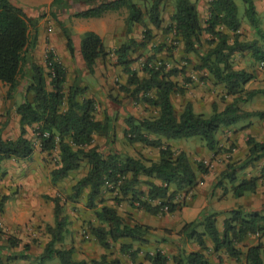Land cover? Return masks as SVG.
<instances>
[{"label": "trees", "instance_id": "obj_1", "mask_svg": "<svg viewBox=\"0 0 264 264\" xmlns=\"http://www.w3.org/2000/svg\"><path fill=\"white\" fill-rule=\"evenodd\" d=\"M60 0H53V4ZM79 1V0H78ZM93 7L75 13L77 17H101L108 11L126 8V41L114 52L118 65L123 67L128 76L125 84L120 86L128 92L137 103L153 107L156 113L152 116L137 117L128 115L125 138L129 144L140 143L159 149L157 161L141 157H133L116 150L108 156L100 146L94 145V136L98 133L108 134L107 123L96 118V101L82 98L85 88L74 82L68 89L66 82L68 71L59 61L54 51L47 52V69L32 62L30 78L26 84L24 102L16 107L20 115V136L13 139L3 137V126H0V170L1 163L6 159L26 160L32 157L35 148L32 140L26 136L27 126L39 125L36 130L40 147L43 152L59 149L60 159L51 171L54 184L67 178L72 171L81 168L85 161L88 171L72 186L70 200L79 199L87 191V207L95 210L97 225L90 223L89 228L96 240L109 249L112 243L123 238L146 243L145 235L150 227L144 224H130L118 212L117 208L106 204L102 197L103 188L107 184L114 185L111 191L116 192L115 201L129 200L132 207L159 215L173 213L178 207L174 202L176 194L191 190L198 184V175L206 174L209 168L199 163L194 166L184 150L174 149L164 139L200 137L211 152L218 148L217 134L223 126H231L241 120L253 117L264 120V110L247 111L241 103L248 102L264 89H249L247 84L256 75L246 69H238L234 64L237 53L249 52L255 61L264 59V30L256 11L254 0H242L245 6V17L256 30L259 38L246 40L242 38L240 29L242 19L235 0H210L208 18L202 24L197 5L191 0H175V6L164 25L162 15L167 0H152L145 9L134 0H86ZM35 21L25 9L12 0H0V81L8 86L7 98H12L18 91L21 78L25 77V66L29 63V54L33 49L35 39H32L31 29H35ZM37 24V23H36ZM144 27L140 41L131 37L133 26ZM149 24L153 28L149 27ZM64 29V28H63ZM154 29H162L168 36H173V42L183 44L185 54H195L199 57L197 70H207L216 84L223 85L226 95L232 97L224 109L219 110L213 105L210 116L195 112L188 102L180 114L176 113L172 102L174 93H183L184 89L176 81V76L184 74L183 70L174 68L167 70L164 65H158L156 55L165 49L167 43L153 47L155 54L147 57L143 70L146 75L140 76L132 69L136 60L133 54L141 51L143 55L154 38ZM69 52L74 56L73 42L64 29ZM202 46H208L201 51ZM82 56L91 73L94 72L97 60L105 58L107 51L102 38L95 32L83 34L81 42ZM203 52L202 54L200 53ZM155 61V62H154ZM153 62V63H151ZM191 79H187L190 82ZM215 83V82H214ZM31 95V97H29ZM117 102V99H113ZM157 135V137H153ZM249 153L243 161L230 162L214 186L222 185V180L232 184L234 195L243 196L246 192L255 191L259 181L264 178V166L259 176L240 179L239 173L264 158V141L248 139ZM145 177V179L143 178ZM155 180H159L157 183ZM145 184L147 191L141 189ZM7 197L0 201V212L3 211ZM56 225H47L51 239L46 244L43 253L37 258L38 264L59 259L62 264H87L85 260L73 258L74 247H58L63 243L65 234L69 232L67 215L63 214L62 204L58 197L52 198ZM216 212L203 214L197 220L186 223L181 233L194 238L198 245L207 250L204 236H208L214 244V250L226 249L237 260L241 251L236 247L247 234L264 233V206L260 211L244 213L241 209L231 210V218L225 222L223 233L216 226ZM203 227L204 232L198 228ZM2 230L0 229V234ZM11 247L18 246L15 237H9ZM26 253L9 257L12 259H30L27 251L29 244L24 245ZM132 244H124L122 250L136 260L138 250H132ZM264 244L251 246L246 252L248 264H264L262 250ZM146 259L151 264H167V256L158 250L154 255L147 254ZM176 264H214L202 251L187 253L181 250L175 257ZM93 264H122L115 259L111 263L102 255ZM143 264V263H140Z\"/></svg>", "mask_w": 264, "mask_h": 264}, {"label": "crops", "instance_id": "obj_2", "mask_svg": "<svg viewBox=\"0 0 264 264\" xmlns=\"http://www.w3.org/2000/svg\"><path fill=\"white\" fill-rule=\"evenodd\" d=\"M16 4H20L17 2V0H12ZM135 1V0H134ZM174 0H172L173 2ZM209 1L210 0H200L199 4L197 5V9L199 12V17L203 25H205V22L208 18V7H209ZM256 5V11L259 15V18L261 20V17L264 16V0H254ZM238 5V4H237ZM239 8V6H238ZM124 8H121L120 10H115L116 12L123 11ZM127 13L123 16L127 18L128 16V10L126 9ZM110 12V11H109ZM29 16V15H28ZM107 12L101 16V17H90L87 19H84L82 21H79L78 19L75 20L74 24L72 23V26L75 29L76 37L75 43L79 44L80 37L82 34L92 31L98 34L104 43V46L107 51V56L105 58H99L97 60L95 70L93 73H91L85 63V60L82 56V50L78 47L76 48L74 56L70 54V52L67 50V48L62 49L61 52H59L56 42L59 39V35L57 33L50 34V45L52 47V51L55 52L57 55L59 61L65 66V68L68 71V77L66 82V88L68 89L74 82L79 83L80 86L85 88L84 95L82 98L87 99H94L96 101V118L100 121H102L104 124L107 123L108 128H112L111 130L116 132V136L118 137V140H116L115 143H124L126 142L125 138V129L127 128L126 124V118L128 115H134L137 117H147L149 108L151 106H148L144 103H137L135 102L131 97L129 98L128 95H123L121 92V89L115 88L114 85H112V82L114 79H117L120 77V81L122 84H125L127 81V75L123 71V67L118 65L117 55L115 54V50L125 42L124 34L126 32V27L122 26V29L119 32L115 31L114 29V20L111 18H106ZM240 16V15H239ZM113 18V17H112ZM242 19V18H241ZM168 24V21L164 22L163 26H166ZM149 27L153 28L151 24H149ZM33 29H31L32 31ZM34 29L35 34L38 36L36 46L34 49L31 50L29 57L31 59V63L35 62L39 64L40 66L47 69L46 65V54H44V47H45V35L44 31H41V29L38 31ZM143 31L144 27L140 24H135L133 26V31L131 33V37L136 39L137 41H140L143 37ZM249 32V34H247ZM240 33L242 34L243 39H252L256 37V30L250 25V23L246 20V18L242 19V27L240 29ZM162 37L164 38V42L166 43L168 40V35L163 32L162 29H154V36ZM251 34V35H250ZM246 36H248L246 38ZM155 38V37H154ZM257 38V37H256ZM154 40V41H153ZM152 42L148 45L147 49L142 51L143 55L142 58H140V63L142 66L147 61V57L155 54L153 47L157 45L155 42L156 40L153 39ZM163 40V39H161ZM64 42V41H63ZM208 48V46H202L201 51H205ZM183 44H180V47L177 49L178 54L180 56L190 58L195 64H199L200 59L195 54H185L183 52ZM166 48L163 50L165 52ZM200 53L202 54L203 52ZM180 52V53H179ZM160 53H158L156 56H158ZM238 54H249V52L244 53H237L235 55V59L238 57ZM144 57V58H143ZM134 59H136V56H134ZM142 59V61H141ZM139 63V64H140ZM132 69L136 70L140 76H145L146 73L142 68H138L135 66V61L132 64ZM194 70V69H192ZM29 73V72H28ZM186 75H190L188 72ZM199 75H204L208 77V81L215 82L214 84L217 86H220L223 90L224 87L221 84H216V81H214L213 77L209 74L207 70H199L197 72H193L190 76H192V79L190 81H193L194 86L190 83H185L181 77L176 78V81L179 83V85L184 88V94L180 96L184 99V106L179 109L178 106H176L174 102V93L172 95V102L175 106V110L177 114H180L185 105L190 102L193 105V108L195 112L197 113H203L198 108L201 103H203L202 97H204L205 103L207 100L210 102V106L213 107L214 100H216L217 93L214 92V89L210 91V89H206V93L198 92L197 89H200L202 86L205 85L200 84V77ZM194 76V77H193ZM255 80V79H254ZM253 81V80H252ZM251 81V82H252ZM251 82L247 84V87L253 88V85H251ZM108 84V87H107ZM211 84V83H210ZM107 88L113 89L111 93L108 91ZM194 88V89H193ZM207 88V86H206ZM7 90L8 86L0 81V126H3V137L5 139H17L20 136V115L16 111L17 107V98L19 96L21 97V102H24L25 95H26V88L25 86L19 87L18 91L16 92L15 96L12 98H7ZM226 92V91H225ZM263 94H260L256 96L255 98L251 99L247 103L248 105L251 103H254L255 101L259 100L258 98H261ZM228 98H232L226 95ZM31 97V95H29ZM117 99V102L113 99ZM128 99V101H127ZM232 100V99H231ZM230 100V101H231ZM229 101V102H230ZM126 102H128L127 106H125ZM141 105L138 108L134 105ZM141 107L143 109H141ZM241 107L247 111H256L258 109L253 110V108L248 107ZM213 112V108L211 110ZM156 113V111H154ZM205 114V113H204ZM10 115V117L8 116ZM114 116V117H113ZM113 118V119H112ZM109 119V120H107ZM112 119V121H110ZM107 120V121H106ZM106 121V122H104ZM245 121V122H244ZM111 122V123H110ZM33 126H27V133L26 136L33 139L34 133L32 128ZM110 137V136H109ZM116 137V139H117ZM153 137H157V135H153ZM115 138V137H114ZM254 138L256 141L263 142L264 141V120L258 119V118H251L248 120H241L238 123L231 125V126H223L220 131L217 134L218 139V148L216 151H208L210 152V156H212L213 165L209 168V172L206 174H199L198 175V184L191 190H184L181 191L185 197V203L181 207H178L176 211L173 213H169V218L166 219L162 224L158 225L157 227L153 225L150 221L153 217L158 218L159 215H153L148 212H146L143 209L132 207L130 202L122 201L121 204H117L114 201L111 200V196L108 194H104V198H106V204L114 206L117 208L118 212L126 219V221L130 224H144L150 227L149 232L145 235V239L147 240L146 243H142L139 241H133L130 238H123L120 239L117 242L112 243V246L107 249L103 247L93 235H90L92 238L91 240L88 239L86 241H82L78 236V229L73 232V229H69V232L66 234L70 237V245L67 247H74V254L73 258L75 260H85L87 264H93V260H100L102 255H106V260L108 263H111L113 260L118 259L122 264H151L149 260L146 259V255L149 253L151 255H154L158 250H160L162 253H164L168 258L167 264H176L175 257L178 256L181 250H185L187 253L195 252V251H202L204 254L208 257V259L213 262L214 264H248L246 252L249 247L257 245L259 243L264 244V233H256V234H247L243 241L241 243H237L236 247L240 249L241 256L240 260H237L236 258L232 257L226 249H221L219 251L214 250V244L211 241V239L208 236H204L207 250H203L196 240L194 238H189L183 233H180V229L185 225L186 223L192 222L198 218L199 210L201 207H204L207 203L213 202V199H221L220 201H225L228 199L231 194L228 193L229 190H226L224 192L223 187L226 185V180H222V185H219L215 188L214 191L211 190V188L217 183L218 177H220V174L226 170L227 164L230 162H237V161H243L248 153H249V146H248V139ZM108 137L105 135L103 136H94V145H98L103 149L105 147V144H108L107 141ZM167 144L171 145L173 148H176L177 150H184L188 154V143L187 146L185 143H181L176 141L175 139L167 140L164 139ZM114 143V144H115ZM134 146H138L141 148H145V157L147 159H151L154 161H157L159 159V149L154 147H148L140 143H134L130 144ZM135 148V147H134ZM201 153H206V146L204 144L200 145ZM147 149V150H146ZM39 150V149H38ZM38 150L34 151L31 158L26 160H16V159H6L1 163V170H0V194L4 197H7L3 211L0 212V226L5 227L4 229H1L2 232L9 230L10 233L15 234L20 241L18 246H15L14 251L19 252L23 251L24 245L29 244L30 238L28 237V234L31 232L32 236L34 237L36 235V231H34V228L37 226H42V229L45 232V227L47 225H50L52 220H55L54 215V204L49 202L46 203V201L42 200L39 202L38 206L35 207V205L29 204V199L26 191L30 187V185L37 191V194H41L40 187L42 184V181L44 180V172L43 168L44 165L42 163H39L36 165V168L32 169L34 170L32 173H29L30 166L28 165L29 160L30 162L34 160V158H38ZM208 150V149H207ZM118 151V150H117ZM119 152V151H118ZM133 157H135L134 154H128ZM208 155V154H207ZM40 157V156H39ZM41 164V165H39ZM215 166V168H213ZM264 166V158L260 159L258 162L255 163L254 166H249L245 170L241 171L239 173L240 179H246L250 178L252 176H259L261 174L262 167ZM19 172L20 177V190L18 192V195L11 196V193H9V181H11L10 174L13 173V171ZM27 171V173H25ZM25 173V174H24ZM14 178V177H13ZM144 178V177H143ZM145 179V178H144ZM25 180V181H24ZM50 180V175L48 178ZM157 183H160L159 180H155ZM26 184V185H25ZM143 185V184H142ZM18 187V188H19ZM143 191H147L148 187L146 185L140 186ZM232 188V187H231ZM54 190V188H52ZM180 192V193H181ZM182 197V196H181ZM203 199V201L201 200ZM241 202L236 205L233 209H241L244 213H250L253 211H260L263 209L264 206V178H262L259 181L258 187L255 191L252 192H246L243 196L240 197ZM179 198L177 196L174 199L175 203H179ZM215 199V200H216ZM200 203V208L197 206V204ZM218 202V200H216ZM219 204V203H218ZM220 205V204H219ZM219 205H214L215 210L214 212L217 213L216 216V226L220 233H223L225 228V222L231 218V209H228L230 213H226L223 207H220ZM33 207V208H31ZM231 205H229V208ZM31 208V209H30ZM37 208V209H36ZM132 214V215H130ZM130 216V218H129ZM166 217V216H165ZM74 221V227H77L76 218L73 219ZM95 224H98L97 219L95 218ZM30 223L35 224V227H29ZM39 223V224H38ZM7 227V228H6ZM158 228V230H156ZM166 229L173 230L172 234H166ZM199 232H204L203 227L198 228ZM8 239L6 243H4V248L6 251L8 250L7 246ZM46 243L43 244L41 254L44 251V248L46 244L49 242L48 235H46ZM66 237L64 238V240ZM40 243V241H38ZM96 244L98 248V255L89 254L88 250L92 244ZM124 244H132L133 249L132 250H138L136 260L133 261L129 254L125 253L122 250V246ZM30 245V244H29ZM31 246V245H30ZM39 247V245L37 244ZM36 246V247H37ZM32 247V252L35 250L34 245ZM60 247V246H59ZM116 249V250H115ZM23 253V252H22ZM21 253V254H22ZM27 254L30 255L29 251H27ZM39 257V256H38ZM36 257V258H38ZM8 261H5L4 264H19V262L23 261H30V259H13L15 262H10L9 258H7ZM262 259L264 261V249L262 250ZM12 260V261H13ZM19 261V262H17ZM25 264V262H23ZM22 264V263H20ZM45 264H62L57 258L53 260L47 261Z\"/></svg>", "mask_w": 264, "mask_h": 264}, {"label": "rangeland", "instance_id": "obj_3", "mask_svg": "<svg viewBox=\"0 0 264 264\" xmlns=\"http://www.w3.org/2000/svg\"><path fill=\"white\" fill-rule=\"evenodd\" d=\"M139 5H141L142 7H144L145 9H148L152 3V0H135ZM192 2H194L195 4H199L200 0H191ZM236 3L239 6V15L240 18H246L245 17V6L242 2V0H235ZM18 3L17 4L19 6H21L22 8L25 9L26 13L29 15V17L31 19H33L36 23H35V29L38 31V29L41 31H44V35H45V47H44V54L47 55V52L50 50H53L51 45H50V34L57 33V35H59V39L56 42V46L59 50V52H61L62 49H66L69 51L68 46H67V37L65 34L64 29L67 31L68 36L71 38L72 42H73V47H74V51H76L75 47H78L81 49V42L83 39V34L80 37V42L79 44L75 43V40L77 39L76 37V32L74 27L72 26V23L74 24L75 20L78 19L79 21H82L84 19L87 18H83V17H77L75 16V13L85 10L87 8H91L93 7L91 3H88V1L86 0H60L57 3L53 4V0H17ZM175 6V0L172 2V0H167V3L164 5L163 8V17L165 21H169V18L172 14L173 8ZM127 13L126 8L123 9V11L120 12H116V11H108L107 12V16L106 18H111L114 20V29L115 31L119 32L122 29V26L126 27V18L123 17L125 14ZM113 17V18H112ZM247 20V19H246ZM248 21V20H247ZM261 27L264 30V16L261 17ZM64 28V29H63ZM35 30V31H36ZM247 34H249V32H247ZM251 35V34H250ZM31 36L32 39H35L34 42V47L36 46V42L38 39V36L35 34L34 32V28L31 31ZM157 43V45H161L164 42V38L162 37H158L157 34L156 36H154ZM248 36H246L247 38ZM256 37H258V35L256 34ZM255 37V38H256ZM125 41L127 38L126 32L124 34ZM173 36L169 35L168 36V41L166 42L167 46H165L166 50L165 52L161 51V54H159L158 56H156L154 60H156L158 63V65H164L167 67V70L170 69H174V68H178L183 70L184 74L180 76H176V78L180 77L183 79L184 84L185 83H190L191 86L193 85V81L188 82L187 79H192V76H190L193 72H197L199 70H197L195 68V63L190 59V58H186L183 56H180V54H178V48L180 47V43L179 42H173ZM255 38H252L250 40H253ZM163 39V40H161ZM248 40V39H247ZM64 41V42H63ZM154 41V40H153ZM264 44V43H263ZM156 45V46H157ZM141 53V51L136 52L133 54V57L136 56V60H135V66L138 68H142L144 65L142 66V64L140 63V58H138L139 54ZM160 53V52H159ZM180 53V52H179ZM154 55V54H153ZM151 55V56H153ZM142 58V57H141ZM144 58V57H143ZM142 61V59H141ZM234 64L235 67L238 69H246L248 71L253 72L256 75L255 80H253L251 82V85H253V88L249 89H264V66L261 65L260 62H257L254 60V58L249 55V54H238V57L235 59L234 58ZM155 62V61H154ZM140 63V64H139ZM153 63V62H151ZM31 59L29 60V63L26 64L25 66V77L21 78V84L20 87H26L27 81L30 78V74L28 72H30L31 69ZM154 64V63H153ZM194 69V70H192ZM190 73V75H186L187 73ZM194 77V76H193ZM200 77V84L205 85L204 87L202 86L200 89H197L198 92H203L206 93L205 91H207L208 89H210V91H212V89H214V92L217 93V97L216 100H214V104H217L219 110H222L225 108L226 104L232 99V98H228L225 96V90H223L220 86H217L214 84V82H210L208 81V77L204 76V75H199L198 78ZM211 83V84H210ZM112 85L115 86V88L120 89V86L123 85L122 82L120 81V77H118L117 79H114V81L112 82ZM207 86V88H206ZM108 87V84H107ZM108 91L111 93V91L113 89L107 88ZM184 89V88H183ZM194 89V88H193ZM207 89V90H206ZM205 90V91H203ZM123 95H128V97L130 98V95L128 92L122 91ZM184 94L183 93H176L174 95V102L176 104V106L179 107V109L181 107H183L184 105V98L180 96ZM203 99V103H201V105H199V109L200 111H202L203 113H205L206 116H210L212 114V108L210 106V102L207 100V102L205 103L204 101V97H202ZM259 100L255 101L254 103L251 104H247L245 102L241 103V105L244 107H248L249 108H253V110L258 109V110H264V94L261 96V98H258ZM18 102L17 105H19L20 103H22L21 101V97L19 96V98H17ZM128 101V99H127ZM128 102H126L125 106L129 105L127 104ZM130 106V105H129ZM137 106L136 108L139 109V107L141 105H134ZM141 109H143L141 107ZM150 111H148V115L152 116L155 114L154 111H156L153 107L149 108ZM10 117V115H8ZM114 117V116H113ZM113 119V118H112ZM112 119H110V121H112ZM109 120V119H107ZM106 120V121H107ZM104 121V122H106ZM126 121V120H125ZM245 122V121H244ZM111 123V122H110ZM39 128V125L35 124L34 127L32 128L34 136L32 139V142L34 144V148L35 151L38 150V158H34L33 161L30 162L28 165L30 166V170L29 173H32L34 170V168H36V165L39 163H42V165H44V168L42 169L44 172V180L42 181L41 187H40V191L42 192L41 194H37V191H35V189L30 185V187L28 188V190L26 191L27 195H28V199H29V204L30 205H35V207L38 206L39 202H41L42 200L46 201V203H53L52 198L53 197H58L61 201L62 204V209H63V214L67 215L69 220L67 222V226L68 229H73V232H75V230L78 229V234H79V238L82 241H86L88 239H92L90 238L92 235V233L90 232V228L89 225L90 223H92L93 225L95 224V210L94 209H89L87 207V191H85V193L77 200H70V194L72 193V186L73 184L80 179L82 176H84L86 174V172L88 171V164L84 161L81 165V168L76 170V171H72L69 176L61 181H59L58 183L54 184L51 180V171L57 166V163L60 159V153H59V149H55L52 150L51 152H43L41 150L40 147V140L38 139V134L36 132V130ZM112 129V128H111ZM109 131L108 134L105 133H98L96 135L98 136H103L105 137V135L108 137L107 141L108 144H105V147L103 148V152L105 153V155H109L111 152H113L114 150H118L120 153L123 154H134L135 153V157H141V158H145L147 159V157H145V148H141L138 146H134V145H130L127 141L124 143H115L116 140H118V137L115 135L116 132L111 130ZM110 136V137H109ZM115 137V138H114ZM117 137V139H116ZM178 142L181 143H185L187 146L188 143V156L189 158L192 160L193 164L195 167L198 166L199 163H203L204 166L210 168L213 165V158L212 156H210V152H208L209 150H207L206 147V153L202 154L201 153V148L200 145L204 144L205 142L200 138V137H190V138H178L175 139ZM115 143V144H114ZM206 146V145H205ZM135 147V148H134ZM176 149V148H174ZM147 150V149H146ZM208 154V155H207ZM40 156V157H39ZM41 165V164H39ZM213 168H215V166H213ZM27 173V171L25 172ZM24 173V174H25ZM19 172L17 171H13L12 174H10V178L11 181H9V193H11V196L14 197V195H18V192L20 190L19 184H20V177H19ZM50 175V180H48ZM14 177V178H13ZM145 178V177H144ZM219 179V177H218ZM25 181V180H24ZM26 185V184H25ZM145 185V184H143ZM141 184V186H143ZM19 187V188H18ZM217 186H213L211 188L212 191L215 190ZM232 184L226 180V185H224L223 190L224 192L226 190H229L228 193H230L231 195L228 196L229 198L226 199L224 202L220 201L221 199H213V202L208 203L206 201V205L204 207L200 208V203L197 204V206L200 208L199 210V217H202L203 214H206L208 212H214L215 210V206L214 205H219L220 207H225L224 210L226 211V213H230L231 210H233L234 207H236L237 204H239L241 202V198L240 197H236L234 195V191ZM52 188H54V190H52ZM114 188V185L112 184H107L104 186L103 188V198H104V194H108L111 196V200L115 201V197H116V192L115 191H111ZM184 194L181 192H178L176 194L177 198H179V205H184L185 203V197L183 196ZM182 196V197H181ZM4 196H2L0 194V201ZM106 200V198H104ZM218 200V202H216V200ZM201 200L203 201V199L201 198ZM125 201L126 203H128L127 201L129 200H121ZM121 202L119 204H121ZM219 203V204H218ZM229 205H231V207L229 208ZM33 208V207H31ZM30 208V209H31ZM37 209V208H36ZM228 209H231L230 211ZM237 209V208H236ZM132 215V214H130ZM169 213H165V214H159L158 218L156 219V217L150 218L151 219V223L153 225H155L156 227L160 224H162L166 219L169 218ZM166 216V217H165ZM75 219L76 218V223H77V227H74V221L71 219ZM130 218V216H129ZM197 218V219H198ZM196 219V220H197ZM39 224V223H38ZM53 227H55L56 222L55 220H52L51 224ZM184 226V225H183ZM183 226L180 225V227L183 228ZM29 227H35V224L30 223ZM47 227V226H46ZM45 227V232L40 229L42 228V226H37L36 228H34V231H36V235L33 237L31 232L28 234V237L30 238L29 240V244L32 246L34 245V251L32 252V247L30 246L29 249V253H30V261H23L25 262V264H38L37 258L38 256L41 255V250H42V246L43 244L46 243V235H48V238H51V235L47 232V229ZM5 228V227H4ZM3 227L0 226V229H4ZM7 228V227H6ZM180 229V233L181 230ZM158 230V228L156 229ZM166 234H172L173 230L170 229H166ZM8 237H15L18 239V241H20V239L15 236V234L10 233L9 230L7 229V231L2 232L0 234V264H4L5 261H8L7 258L14 256L16 254H18V252L14 251V249L12 250V248L15 247H11L10 244L7 246L8 250L6 251V249L4 248V243H6L7 238ZM66 239L63 241V243H59L57 244V246H61L63 244V246H68L70 245V237L69 235L66 236ZM38 241H40V243H38ZM37 244L39 245V247L37 246ZM37 246V247H36ZM88 253L89 254H94V255H98V248L96 246V244H92V246L88 247ZM116 250V249H115ZM23 253H26V250L23 248ZM22 252H19L20 254ZM101 259V257H98ZM13 259L10 258L9 261L10 262H15ZM59 260V259H57ZM19 262V261H17ZM23 262H19L24 264ZM16 263V262H15ZM10 264V263H8ZM17 264V263H16Z\"/></svg>", "mask_w": 264, "mask_h": 264}, {"label": "built area", "instance_id": "obj_4", "mask_svg": "<svg viewBox=\"0 0 264 264\" xmlns=\"http://www.w3.org/2000/svg\"><path fill=\"white\" fill-rule=\"evenodd\" d=\"M261 65L264 66V59L261 61Z\"/></svg>", "mask_w": 264, "mask_h": 264}]
</instances>
